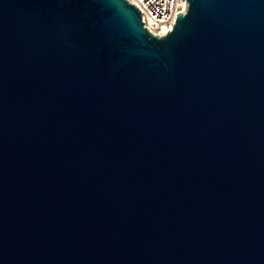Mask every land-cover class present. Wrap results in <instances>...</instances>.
<instances>
[{
    "label": "water",
    "instance_id": "95a60500",
    "mask_svg": "<svg viewBox=\"0 0 264 264\" xmlns=\"http://www.w3.org/2000/svg\"><path fill=\"white\" fill-rule=\"evenodd\" d=\"M0 0V264H264V0Z\"/></svg>",
    "mask_w": 264,
    "mask_h": 264
},
{
    "label": "built area",
    "instance_id": "2783aa9c",
    "mask_svg": "<svg viewBox=\"0 0 264 264\" xmlns=\"http://www.w3.org/2000/svg\"><path fill=\"white\" fill-rule=\"evenodd\" d=\"M137 5L143 26L149 32L166 34L176 21L177 12L185 11L188 0H127Z\"/></svg>",
    "mask_w": 264,
    "mask_h": 264
}]
</instances>
